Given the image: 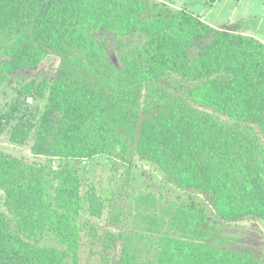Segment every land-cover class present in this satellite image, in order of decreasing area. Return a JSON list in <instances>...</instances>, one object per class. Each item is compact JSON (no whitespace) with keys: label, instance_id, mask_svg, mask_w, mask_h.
I'll use <instances>...</instances> for the list:
<instances>
[{"label":"trees","instance_id":"16d2710c","mask_svg":"<svg viewBox=\"0 0 264 264\" xmlns=\"http://www.w3.org/2000/svg\"><path fill=\"white\" fill-rule=\"evenodd\" d=\"M13 79L0 132L23 144L40 111L31 150L59 162L0 151V264H81L88 240L108 264H264L213 233L264 224L260 39L158 0H0V86ZM114 154L151 165L158 191L81 190L76 162Z\"/></svg>","mask_w":264,"mask_h":264},{"label":"rangeland","instance_id":"374dc122","mask_svg":"<svg viewBox=\"0 0 264 264\" xmlns=\"http://www.w3.org/2000/svg\"><path fill=\"white\" fill-rule=\"evenodd\" d=\"M158 1L178 10L190 11L211 26L252 35L264 42V0ZM196 53L195 47L189 50L190 55ZM53 63L56 62L54 60L46 61L42 65L44 68L40 69V73L48 70V66ZM37 72L39 73V69ZM37 72H30L28 77L38 74ZM19 80L13 79L11 83L0 86L1 111L7 108L9 103L17 97L18 88L24 82ZM38 103L43 108L45 99H40ZM35 116L39 118L40 111H37ZM35 116H33L30 135L23 144H16L11 140L9 135L11 128L0 132V151L26 163L55 166L59 162L56 157L44 156L31 150V144L36 139L37 129L35 128L47 124L35 119ZM25 118H30V116L25 115ZM129 158L132 156L129 155L127 161H123L117 154H114L113 158L98 156L85 160V163L82 160L76 162L82 178L81 190L90 189L89 191H93L97 196L111 190L112 196L115 197L121 195L116 192L128 190L130 187L138 191V189L144 188L146 183H149L153 190L158 191L151 165L135 157L132 161ZM3 201L4 193L0 191V210H4ZM101 223L104 225L103 221ZM215 226L216 229H213V233L217 234L218 240H223L224 243L234 247L252 250L257 255L264 253V224L261 221L247 218L238 222H221ZM100 248L99 242L88 240L83 246V251H80L79 262L81 264H108L102 257Z\"/></svg>","mask_w":264,"mask_h":264}]
</instances>
